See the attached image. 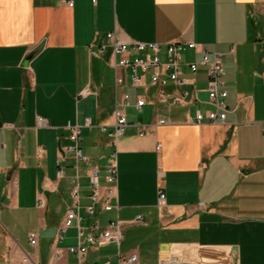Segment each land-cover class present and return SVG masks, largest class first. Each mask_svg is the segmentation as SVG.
Returning <instances> with one entry per match:
<instances>
[{"label": "crops", "instance_id": "1", "mask_svg": "<svg viewBox=\"0 0 264 264\" xmlns=\"http://www.w3.org/2000/svg\"><path fill=\"white\" fill-rule=\"evenodd\" d=\"M111 31L127 43L194 42L209 56L220 53L225 120H190L212 109L206 66L192 73L187 65L201 56L194 50L182 55L184 104L159 100V91L176 89L172 83L157 88L144 77L143 87L115 86L110 51L90 52ZM85 87L93 93L78 98ZM123 91L129 124L112 143L100 126L113 123ZM85 117L91 126L80 129L81 148L89 160L76 164L67 125ZM112 151L117 209L107 216L122 222L123 238L89 247L79 263L67 250L77 244L76 226L58 240L55 232L76 186L80 223L88 224L89 170L96 165L103 175ZM55 248L62 250L56 261ZM118 249L137 251L140 264L168 257L264 264V0H0V264H20L25 255L35 264H91L114 261Z\"/></svg>", "mask_w": 264, "mask_h": 264}, {"label": "built area", "instance_id": "2", "mask_svg": "<svg viewBox=\"0 0 264 264\" xmlns=\"http://www.w3.org/2000/svg\"><path fill=\"white\" fill-rule=\"evenodd\" d=\"M69 5H72L69 2ZM107 44L97 45L95 50H91L92 55L104 57L106 51H110L109 63L115 73V86H131L134 88L143 87L144 77H148V84L157 88L164 87L169 83L176 86V89L167 95L163 91H159V100L164 102L169 100L173 105L184 104L190 93L183 88L188 82L187 79L181 78L182 73V55L185 50H194L201 54L196 62L187 63L189 70L195 73L198 65L206 66L207 75V102L212 106V109L205 112L196 111L194 116L190 118L195 123L223 122L228 111L226 105L227 91L224 89V66L220 53H213L209 56L204 49L200 48L194 42H179L172 41L166 43L162 49L161 44L156 42H134L127 43L121 41L114 31L106 34ZM164 51L165 58L160 57L161 51ZM129 79V82L127 81ZM93 93L90 88L82 89L77 97L84 98ZM197 98V96H196ZM145 105V99L138 94L134 106L141 108ZM131 106L130 96L126 91H123L121 97L115 102L113 109V123L110 125H101L100 129L106 132L107 137L115 143L116 139L124 134L128 126L127 115L125 108ZM37 121L41 125H46L45 121L38 117ZM164 123V119L159 120ZM82 126H91L90 118L85 117L83 124H70L67 127L70 129L69 138L73 144L74 159L76 164L87 162L89 160L81 148L82 136L80 129ZM159 148V146H157ZM44 152V147H37L36 155L40 157ZM61 158H58L59 164ZM62 167L59 166L58 174L62 175ZM117 159L116 152L112 151L107 157V163L104 166V174L101 175L98 166L93 165L89 170L90 193L88 195L89 203L84 206L85 219H89L88 224L83 226L80 222L84 219L79 214L80 205L78 204V189L77 186L71 191L73 197L72 205L67 209L63 221L58 225L55 232V240L60 239L70 227L77 228V244L68 247V252L73 253L78 262L81 263L84 255L89 247H102L114 243L119 245L123 238L122 222L116 217L107 216L108 213L117 209V204L113 202L115 198L114 187L117 183ZM104 180L105 185L101 183ZM165 200V194L162 188L157 191V204L162 205ZM104 218V222H103ZM29 243L36 245L37 233L32 231L28 235ZM61 249L55 248L53 259L56 261L61 256ZM137 251L132 250L128 253H121L119 249L116 252L114 261L106 258L101 262H93L91 264H140ZM20 264H35L28 255L21 258ZM157 264H185L176 257L162 258Z\"/></svg>", "mask_w": 264, "mask_h": 264}]
</instances>
